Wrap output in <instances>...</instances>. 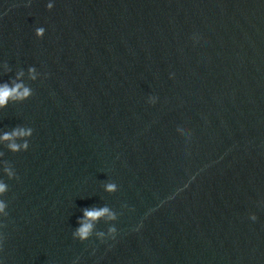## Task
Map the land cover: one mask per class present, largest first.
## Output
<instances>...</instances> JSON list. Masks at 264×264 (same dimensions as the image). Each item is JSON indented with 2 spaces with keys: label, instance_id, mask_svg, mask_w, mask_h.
I'll return each mask as SVG.
<instances>
[{
  "label": "water",
  "instance_id": "1",
  "mask_svg": "<svg viewBox=\"0 0 264 264\" xmlns=\"http://www.w3.org/2000/svg\"><path fill=\"white\" fill-rule=\"evenodd\" d=\"M5 83L0 264H264V0H0Z\"/></svg>",
  "mask_w": 264,
  "mask_h": 264
},
{
  "label": "clouds",
  "instance_id": "2",
  "mask_svg": "<svg viewBox=\"0 0 264 264\" xmlns=\"http://www.w3.org/2000/svg\"><path fill=\"white\" fill-rule=\"evenodd\" d=\"M51 5H49V8ZM44 29H37V35H43ZM30 72L34 69H29ZM35 77H33L34 79ZM32 95L31 89L25 87L23 84L16 83L14 86L9 87L7 83L0 85V108L6 107L8 102L11 100L23 101L28 99ZM32 135V129H22L16 128L11 133H4L3 136H0V141L9 142L8 147L13 152L20 151L21 149H27L28 143L25 141L24 144H17L14 142L16 138L27 137ZM5 172L11 177L13 175L12 171L8 168H5ZM106 191L114 192L116 191V185L109 183L105 186ZM7 190V187L4 183L0 182V194H3ZM5 205L3 202H0V211H3ZM84 215L81 219L78 220L80 227L74 233L75 237H78L81 241L87 240L93 229V221L98 220L99 218L105 216L106 214L110 219H114L115 216L109 212L107 207L103 208H85L83 210ZM252 219H256L255 216ZM111 232H115V229H110ZM102 235V234H101Z\"/></svg>",
  "mask_w": 264,
  "mask_h": 264
}]
</instances>
